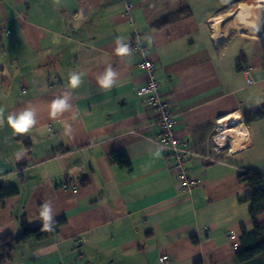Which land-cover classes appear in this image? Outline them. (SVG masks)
Here are the masks:
<instances>
[{
  "label": "crops",
  "instance_id": "0c3cea01",
  "mask_svg": "<svg viewBox=\"0 0 264 264\" xmlns=\"http://www.w3.org/2000/svg\"><path fill=\"white\" fill-rule=\"evenodd\" d=\"M249 1L0 0V180L19 186L0 202V234L21 233L24 215L30 226L66 219L56 235L17 244L8 264H241L253 187L238 174L264 175V119H245L264 106V39L213 26ZM180 10L189 14L160 26ZM144 55L175 114L183 167L198 180L191 191L159 142L158 111L137 94ZM56 100L67 107L53 116ZM25 111L36 124L14 135L7 115Z\"/></svg>",
  "mask_w": 264,
  "mask_h": 264
},
{
  "label": "trees",
  "instance_id": "16d2710c",
  "mask_svg": "<svg viewBox=\"0 0 264 264\" xmlns=\"http://www.w3.org/2000/svg\"><path fill=\"white\" fill-rule=\"evenodd\" d=\"M189 11L180 10L171 16L160 21V26L170 23L179 17L187 16ZM248 123L256 120L264 119V106L256 112L245 115ZM112 160L122 167L131 169V160L125 153L113 151L111 154ZM240 182L247 183L253 187V192L249 196L251 201L250 215L254 220V226L251 230L243 227L240 235L242 247L236 253V258L241 264H250L257 258L264 259V223L256 220L258 215L264 214V175L254 170H241L238 174ZM19 192V186L9 184L0 180V202ZM66 219H60L54 222H43L38 226H30L27 223V218L24 215L22 226L23 230L19 234L7 232L0 234V264H8L14 258L15 247L17 244L24 243L30 238L44 239L56 235L61 226L65 224ZM47 224V228H45Z\"/></svg>",
  "mask_w": 264,
  "mask_h": 264
},
{
  "label": "built area",
  "instance_id": "2783aa9c",
  "mask_svg": "<svg viewBox=\"0 0 264 264\" xmlns=\"http://www.w3.org/2000/svg\"><path fill=\"white\" fill-rule=\"evenodd\" d=\"M133 4H128L122 12V15L131 16L132 15ZM131 44L135 48H141L140 41H136ZM140 67L146 71L148 75L147 82L142 85L138 90V95H147L148 102L154 105L156 110L159 113L158 121L162 128V132L160 133L159 142L162 145L169 146L172 149L173 153V163L179 169V175L177 176L180 179V182L183 188H186L187 191H191L197 184L198 180L196 178L190 177L187 173V170L183 167L184 162V153L186 149L180 147L179 142L175 135V125L176 119L175 114L167 101H165L162 97V93L160 90V81L156 74V64L153 60L144 55V58L139 63ZM244 72L247 76V82L250 84L256 83V79L253 75V72L250 68H245ZM228 145L231 142L227 143ZM222 149L213 150L209 157H212L216 154H219Z\"/></svg>",
  "mask_w": 264,
  "mask_h": 264
},
{
  "label": "clouds",
  "instance_id": "9594fccd",
  "mask_svg": "<svg viewBox=\"0 0 264 264\" xmlns=\"http://www.w3.org/2000/svg\"><path fill=\"white\" fill-rule=\"evenodd\" d=\"M117 54L124 56L128 54V48L121 46L117 48ZM113 76L114 73L109 69L105 76L100 80V84L105 89H110L113 84ZM82 83L81 77L76 74H70V85L73 88H77ZM66 101L64 100H56L52 105V115L54 116L58 112H63L66 109ZM32 111H25L19 117H16L12 114L7 115V125L12 129L13 134H25L33 128L36 124V121L33 119ZM4 110L0 108V127L4 125ZM43 218L47 221L49 216L48 212L44 211L42 213ZM45 228H47V224H45Z\"/></svg>",
  "mask_w": 264,
  "mask_h": 264
},
{
  "label": "bare ground",
  "instance_id": "6f19581e",
  "mask_svg": "<svg viewBox=\"0 0 264 264\" xmlns=\"http://www.w3.org/2000/svg\"><path fill=\"white\" fill-rule=\"evenodd\" d=\"M235 13L236 15L226 23L227 28L248 27L251 23L253 24V22H257L258 19L255 27L257 31L264 36V0H250L248 4L238 9V12ZM247 16H251L252 20L255 19V21L251 22V20L246 19ZM225 20L226 19L222 20V23L218 22L215 24L218 25L215 28L216 33H219L218 31L223 26ZM230 117H226L225 120L227 121Z\"/></svg>",
  "mask_w": 264,
  "mask_h": 264
},
{
  "label": "rangeland",
  "instance_id": "374dc122",
  "mask_svg": "<svg viewBox=\"0 0 264 264\" xmlns=\"http://www.w3.org/2000/svg\"><path fill=\"white\" fill-rule=\"evenodd\" d=\"M235 12H238V9H236L235 11L229 12L228 13L229 15L227 14V17L228 18L224 21L223 26L221 27L222 30H229L230 29V30H233V31L246 32V33H249V34H251V35H253L255 37H259V38H263L264 39V36L262 34H260L257 31L256 27H255V24L258 22V19H257V22H253V21H255V19L252 20V17L251 16H247L246 17V19H249V20H251V22H253V24L251 23L250 26H248V27H242V28H232V27L227 28L226 23L229 20H231L234 17V15H236ZM220 22L222 23V21H220ZM217 26L218 25H214L213 28L215 29ZM225 122H226V120H225Z\"/></svg>",
  "mask_w": 264,
  "mask_h": 264
}]
</instances>
